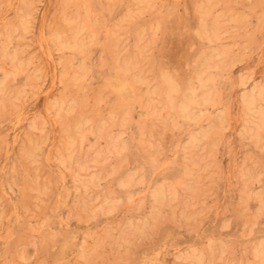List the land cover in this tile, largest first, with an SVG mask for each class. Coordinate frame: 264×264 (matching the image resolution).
Wrapping results in <instances>:
<instances>
[{
	"label": "rangeland",
	"instance_id": "obj_1",
	"mask_svg": "<svg viewBox=\"0 0 264 264\" xmlns=\"http://www.w3.org/2000/svg\"><path fill=\"white\" fill-rule=\"evenodd\" d=\"M0 264H264V0H0Z\"/></svg>",
	"mask_w": 264,
	"mask_h": 264
},
{
	"label": "bare ground",
	"instance_id": "obj_2",
	"mask_svg": "<svg viewBox=\"0 0 264 264\" xmlns=\"http://www.w3.org/2000/svg\"><path fill=\"white\" fill-rule=\"evenodd\" d=\"M71 42H72V41H71ZM130 75H131V74H130ZM131 76H132V75H131ZM131 76H130V77H131ZM128 77H129V76H128ZM114 79H115V78H114ZM114 79H113V80H114ZM119 80H120V79H119ZM119 80H118V81H119ZM116 81H117V80H116ZM118 81H117V82H118ZM124 82H125V81H124ZM119 83H120V82H119ZM119 83H117V84H119ZM114 85H115V84H114ZM124 85H125V84H124ZM121 86L124 87L123 85H121ZM113 87H114V86H113Z\"/></svg>",
	"mask_w": 264,
	"mask_h": 264
}]
</instances>
